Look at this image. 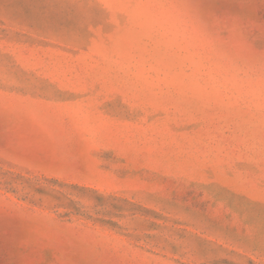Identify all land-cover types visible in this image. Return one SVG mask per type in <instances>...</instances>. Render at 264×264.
I'll list each match as a JSON object with an SVG mask.
<instances>
[{
    "label": "rangeland",
    "instance_id": "obj_1",
    "mask_svg": "<svg viewBox=\"0 0 264 264\" xmlns=\"http://www.w3.org/2000/svg\"><path fill=\"white\" fill-rule=\"evenodd\" d=\"M0 264H264V0H0Z\"/></svg>",
    "mask_w": 264,
    "mask_h": 264
}]
</instances>
